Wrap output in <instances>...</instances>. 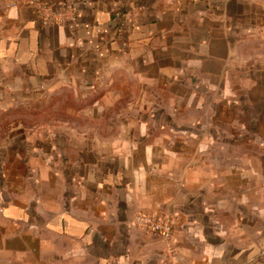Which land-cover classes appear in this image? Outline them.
<instances>
[{"label": "crops", "instance_id": "1", "mask_svg": "<svg viewBox=\"0 0 264 264\" xmlns=\"http://www.w3.org/2000/svg\"><path fill=\"white\" fill-rule=\"evenodd\" d=\"M46 1L0 0V264H264V0Z\"/></svg>", "mask_w": 264, "mask_h": 264}, {"label": "built area", "instance_id": "2", "mask_svg": "<svg viewBox=\"0 0 264 264\" xmlns=\"http://www.w3.org/2000/svg\"><path fill=\"white\" fill-rule=\"evenodd\" d=\"M199 1V0H191ZM11 5H31L37 10L40 19L54 23H64L71 19L76 9L71 5L61 2L55 7L46 0H10ZM5 209L3 191L0 186V211ZM133 223L152 233L171 240L175 231L176 219L167 213L138 212L132 219Z\"/></svg>", "mask_w": 264, "mask_h": 264}, {"label": "rangeland", "instance_id": "3", "mask_svg": "<svg viewBox=\"0 0 264 264\" xmlns=\"http://www.w3.org/2000/svg\"><path fill=\"white\" fill-rule=\"evenodd\" d=\"M253 102H254V100L253 101H249L246 106L249 109H253V111H254V109H256V112L262 114V116H259V118H260L259 122L264 125V101L263 100H261V101L258 100V101L254 102V103ZM238 108H240V107H238ZM235 120H236L237 125H239V126H242L243 124L245 125V122H246V124H248V123L249 124L250 123L254 124V122H257L255 117H251V118L236 117ZM226 123L227 122H225L224 124H226ZM263 130H264V126H263ZM255 132H256V130H253L251 134H253V137L256 139L257 137H259V135L257 133H255ZM261 136H262L261 139H264V131L261 133Z\"/></svg>", "mask_w": 264, "mask_h": 264}]
</instances>
